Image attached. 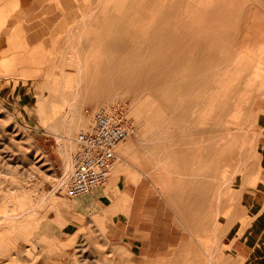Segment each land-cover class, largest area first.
Listing matches in <instances>:
<instances>
[{
    "label": "rangeland",
    "instance_id": "374dc122",
    "mask_svg": "<svg viewBox=\"0 0 264 264\" xmlns=\"http://www.w3.org/2000/svg\"><path fill=\"white\" fill-rule=\"evenodd\" d=\"M0 40V264H264V0H0ZM100 107L134 129L103 188L118 168L166 203L167 254L111 240L101 188L63 191Z\"/></svg>",
    "mask_w": 264,
    "mask_h": 264
},
{
    "label": "crops",
    "instance_id": "0c3cea01",
    "mask_svg": "<svg viewBox=\"0 0 264 264\" xmlns=\"http://www.w3.org/2000/svg\"><path fill=\"white\" fill-rule=\"evenodd\" d=\"M4 53L16 61L18 52L12 51L10 45L4 49ZM118 149L122 153V148ZM119 172L117 168L110 189L101 187L95 195L96 204L104 211L101 223L108 226L111 240L140 258L167 254L184 242L185 233L175 224V216L166 203L150 194L143 182L132 184L127 179L117 177ZM63 191L69 196L65 189ZM69 226L61 227L60 234H68L66 230Z\"/></svg>",
    "mask_w": 264,
    "mask_h": 264
},
{
    "label": "built area",
    "instance_id": "2783aa9c",
    "mask_svg": "<svg viewBox=\"0 0 264 264\" xmlns=\"http://www.w3.org/2000/svg\"><path fill=\"white\" fill-rule=\"evenodd\" d=\"M133 133L132 126L106 108L95 110L88 129L76 136L71 170L64 184L67 194L76 196L105 187L118 161L117 146Z\"/></svg>",
    "mask_w": 264,
    "mask_h": 264
},
{
    "label": "bare ground",
    "instance_id": "6f19581e",
    "mask_svg": "<svg viewBox=\"0 0 264 264\" xmlns=\"http://www.w3.org/2000/svg\"><path fill=\"white\" fill-rule=\"evenodd\" d=\"M20 24V23H19ZM3 30H5V29H3ZM3 34V33H2ZM2 37V36H1ZM13 39V38H12ZM2 41L0 40V43H1ZM6 46V45H5ZM11 48H12V51H14V52H17V49H15V48H13V46H11ZM31 58H36L37 59V61H38V63H39V65H38V68L40 67V66H42V65H44V63H45V61H46V56L45 55H42V54H37L35 51H34V54H33V56H32V53H30L28 56L27 55H21V54H17L16 55V61H17V63H19V64H25L26 62H28L29 64H31V63H33V61L31 60ZM38 68H37V70H38ZM71 101H73V96L72 97H69L68 98V100L66 101L65 100V102L64 103H67L68 104V106H70L71 105ZM46 102H47V98H45L44 97V99H43V101H42V103L40 104V105H44V104H46ZM111 106H107L106 108H110ZM65 117L66 116H64L63 118H62V120H61V125L62 124H64V123H66L65 121H66V119H65ZM67 118V117H66ZM58 134V133H57ZM56 135V134H55ZM56 138L58 139V143L60 144V147L62 148V153L65 155V156H68V151H66L65 149H66V146H67V140H70V138H69V133L68 132H65V133H62V134H58V135H56ZM69 142V141H68ZM69 162V161H68ZM68 165V164H67ZM69 167H70V169H71V163L69 162ZM0 174H2V172H0ZM6 174H9V172H5V173H3V175H6ZM8 176V175H7ZM64 180H66V179H64ZM67 181V180H66ZM65 181V182H66ZM65 182H64V184H65ZM8 185H10V184H8ZM7 185V187L8 188H6V193L8 192L9 193V196H7V197H10V191H12V189L13 188H10L9 186ZM2 189V188H1ZM5 193V194H6ZM5 200V199H4ZM6 204V203H5ZM22 209V208H21ZM23 210V209H22ZM16 215V213H14V209H12V208H9L8 209V207H6L5 209H4V211H3V216H5V217H11V216H15ZM15 240H17V237H14V240H12V237L11 238H9L7 241H6V244H11L12 245V243L14 244V241ZM12 241V242H11ZM9 260V259H8ZM10 261V260H9Z\"/></svg>",
    "mask_w": 264,
    "mask_h": 264
}]
</instances>
